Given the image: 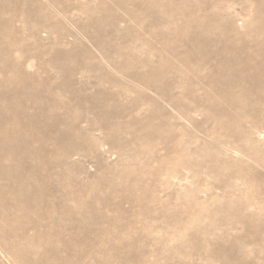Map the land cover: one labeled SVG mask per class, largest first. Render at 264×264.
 I'll list each match as a JSON object with an SVG mask.
<instances>
[{
  "label": "rangeland",
  "instance_id": "obj_1",
  "mask_svg": "<svg viewBox=\"0 0 264 264\" xmlns=\"http://www.w3.org/2000/svg\"><path fill=\"white\" fill-rule=\"evenodd\" d=\"M0 264H264V0H0Z\"/></svg>",
  "mask_w": 264,
  "mask_h": 264
}]
</instances>
